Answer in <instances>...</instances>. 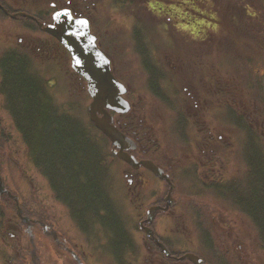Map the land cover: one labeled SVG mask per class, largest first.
<instances>
[{
    "label": "trees",
    "instance_id": "obj_1",
    "mask_svg": "<svg viewBox=\"0 0 264 264\" xmlns=\"http://www.w3.org/2000/svg\"><path fill=\"white\" fill-rule=\"evenodd\" d=\"M151 2L154 12H157L158 17H163L168 15L171 18H175L178 26L183 28H196L201 31L204 30L207 34L214 32L217 29V24H211L215 21H210L208 15L202 13L201 3H196L194 0H145V2ZM176 2L172 5V2ZM200 1V0H197ZM244 2V0H236L235 3ZM264 1V0H263ZM136 0H101L98 1L106 12L103 14V19L108 16V21L106 22L109 26L111 22H115L113 13H121L125 18H131L130 14L133 13L132 6ZM6 8H10L9 5L2 2ZM150 5V4H149ZM238 6V5H237ZM241 6V5H240ZM24 10L27 13L34 14L38 20L41 22H50V14L46 13L44 16H37L36 7L30 3ZM99 8V7H98ZM146 10V7H144ZM144 10H139L140 13ZM244 10L249 15V10ZM171 11L173 13H171ZM49 12V11H47ZM241 11L238 10L236 13ZM259 11H255L250 15V22L255 31L264 28V20L259 21L260 14ZM140 13L136 14L134 23L128 25L126 29V34L129 36L128 39L123 37L115 39L117 43L114 46H121V53L118 54L122 56L126 63L125 67L126 73H132L133 70L138 71L139 75L142 73L145 84L146 93L149 94L151 100H155L156 103H163L165 106H169L175 119L178 121L185 118V107L188 103L185 101L184 86L185 83L182 81V77L173 76L170 71L171 68L165 63L164 58L167 59L173 52L170 45L165 43H160L156 41H149L146 34H141V26L143 20L140 17ZM111 14V15H110ZM22 19V18H21ZM100 16L98 17V20ZM244 16L241 17L239 13L235 18L234 22L239 27L238 29L243 32H237V34L245 35L246 30H248V25H246L243 20ZM28 23H33L30 19H23ZM111 21V22H110ZM132 21V20H131ZM130 22V21H129ZM146 25V24H144ZM159 25V24H158ZM165 26V24L162 23ZM204 25L209 26L207 29ZM160 27H163L159 25ZM105 28V24L102 26ZM37 28V27H36ZM36 28L33 31H36ZM107 28V27H106ZM143 30V29H142ZM262 34V32H260ZM231 34L235 35L234 30H231ZM263 35V34H262ZM41 43L31 45V50L27 51H12L7 55L1 57L0 60V94L4 99V109H6L13 121V128L17 133L20 134L23 143L28 150V156L30 161L34 163L37 171L49 182L54 195L58 194L60 196V201L63 202L70 209L72 215L75 218L81 220L80 226L90 227L92 224L99 222L102 224L103 216H105L104 223L108 229L113 231L118 235V245L121 248L130 247V242L127 240L125 235L126 231L124 227L118 228L119 221L112 210V195H111V172L110 160L113 159V155L110 152L109 141L95 128L94 124L89 121L82 120L83 118L79 116L77 111L79 110V105L74 106L73 101L66 99L61 102L57 98V93L59 88L58 76L54 75L50 70L56 69L57 65L54 61L44 62V67L39 68L38 62L42 63L39 59V55L47 57V53H54L55 50L59 51V47L62 48L59 51L64 57V68L67 72H64L65 79H68L69 85L76 83V79L82 88L79 89L80 94L88 97L86 82L78 74L74 73L70 68V56L66 50L59 46L57 41L49 36ZM146 39V45L140 46L141 38ZM109 48H111V43L107 41ZM244 41H235L232 46V51L241 52V49L234 48L236 46L245 45ZM132 44V45H131ZM42 50L40 51V47ZM231 46V47H232ZM231 49V48H230ZM230 49H226L221 46L220 52L223 55L226 54ZM103 52L110 58L112 66L114 67L115 76L123 82L127 87H129V95H132L131 89H137L136 81L129 76L119 77L116 72L117 66H115L114 56L106 48L105 44L102 42ZM112 50V49H111ZM46 51V52H45ZM38 54L33 57L32 54ZM128 54V58L124 56ZM177 57V55H176ZM38 62H37V61ZM180 62V60H178ZM170 66L174 67L173 64ZM181 64V63H180ZM183 66V68H182ZM207 64L205 63V68ZM46 71L43 73L42 69ZM186 68L185 62L181 65V71ZM120 71V70H119ZM69 75V77H68ZM235 73L225 72L222 76H235ZM186 76V75H185ZM200 76V75H198ZM75 77V78H74ZM224 82V81H223ZM134 83L137 88L134 87ZM180 83V84H179ZM183 83V84H182ZM63 89V88H62ZM212 94V93H211ZM210 95V94H207ZM151 107V104H150ZM135 111V110H134ZM162 112L161 107L154 106L151 109V115L158 116ZM135 113V112H134ZM139 118L135 115L127 114L121 116V129L128 135L140 136V133L147 131L145 123L138 124ZM184 133V131H181ZM11 133H9L8 128L0 134V145L2 141V146L8 144L12 140ZM182 136V135H181ZM197 138V137H196ZM199 141V138L195 142ZM201 141V140H200ZM13 145V142H12ZM199 146V145H198ZM189 152H184L182 149H173L172 156L174 154L175 159H181L183 156L187 155ZM249 160L247 164V174L248 181L241 187L232 189L228 195L231 200H235V204L244 211L250 217L248 222L252 230L253 237H251L250 242L253 246H256L262 254H264V154L257 151L255 148H251L248 152ZM152 159V157H149ZM157 164L161 165V162L167 164L168 158H165L162 154L156 153L152 159ZM161 162H158L160 161ZM168 165L173 166V170L176 174L181 175L178 180L182 179L185 173V167H178L176 161L168 162ZM181 169V170H180ZM196 172H194L195 174ZM195 176H197L195 174ZM192 180V181H191ZM187 187L189 185H195L199 183L196 177L188 178L184 180ZM209 191L214 193V187H209ZM194 195L190 193V189H187L186 198L193 197ZM237 198V200H236ZM8 200V201H6ZM239 200V201H238ZM238 201V204H237ZM11 203L10 210L15 213V204L11 200L4 197L2 204ZM196 205V207H195ZM214 203L211 201L209 205H205L206 210L200 212L199 205L192 201L191 203H186L184 211L185 218L191 220V225L199 232L197 237L198 247L196 253L199 255H205V246L210 249V251H215L216 233L217 225H215V216H208V211L212 207V213L214 208ZM26 209L25 205H23ZM117 210V209H116ZM7 211L5 210V213ZM191 212V213H190ZM120 220L121 216L119 215ZM102 219V220H100ZM109 225H107V223ZM113 229H111V226ZM185 230L191 233V230L187 229L188 224L185 223ZM120 230V231H119ZM224 237V236H221ZM234 241L235 248H239V243L242 242L240 236ZM164 244L173 247L171 242L168 240H163ZM172 253L178 252L173 251ZM249 252V251H248ZM64 257L65 263L67 262V254ZM165 259H167L165 257ZM211 263L215 264L214 255H210L208 258ZM168 260V259H167ZM260 263L264 264V258L259 259ZM67 264V263H66ZM71 264V262H68ZM217 264H219L217 262ZM221 264H228L223 261ZM229 264H239L238 260H233V263ZM241 264V263H240Z\"/></svg>",
    "mask_w": 264,
    "mask_h": 264
},
{
    "label": "rangeland",
    "instance_id": "obj_2",
    "mask_svg": "<svg viewBox=\"0 0 264 264\" xmlns=\"http://www.w3.org/2000/svg\"><path fill=\"white\" fill-rule=\"evenodd\" d=\"M50 1L51 0H11L10 3L13 4L11 7L15 10H28L27 6L23 2L31 3L32 5L38 7L37 4H39V10L43 13H46L47 9L50 8ZM98 4L99 0H93ZM196 3H201L202 6V13H205L208 15V19L212 21H216L217 24H219V27L216 29V32L214 34L209 35L208 42H210V45H208L205 48V44L203 42L197 43L193 42V40L190 38V35H188V31H177V23L173 19H167L165 17H158V13H153L149 10H152L150 6H144V4H149L145 0H136L135 3H133V13L130 14L131 18H125L124 15L121 13H113V17L115 18V22H111V24L108 26V16H106L103 19V14L106 12V9L96 8V11L98 12V15H100L101 22H104L105 28L103 31V37L105 39L103 40L106 48L108 51L113 55L115 59V66L116 72L119 75L120 78L124 76H129L136 81V85L134 83V87L137 89H131L132 95H129L127 97L128 101L132 104L135 110V114L138 112L141 115H144L142 119H139L140 122L145 123L147 131L143 134L146 135V137H149V140L156 139L159 137L163 144L165 145V139L167 141V147H170L171 149H181L187 148L186 145L189 143V148H200L198 147L199 144H204L202 141L203 137L200 134L199 137L195 133V126H193V132L187 127V135L185 137L180 136L176 132V117L173 114L172 109L169 106H165L163 103L159 104L156 103L155 100H151V97L146 92V84L143 77V74L141 73L139 75V72L135 70L132 71V73H126L123 70H126L124 68L126 63L131 62H125L124 59H122V56H119L121 52V46L120 49L117 46H114L117 43V40L115 37H123L125 40L129 38V36L126 34V27L127 24L130 25L131 23H134V18L137 16L136 14H139V10H144V7H146V10L144 12L140 13V17L146 25L140 24L141 28V34L148 35V40L150 41H156L160 43H165L167 45H170L173 49L172 55H177V58L180 56H183L186 59L189 60V63H191L194 59H197L198 57L200 60V67L202 66V63H205L211 68V65H217V67H221L225 63H227V56H224L222 54H214V49L217 48L218 45H224V38L228 35L229 30L231 27H234V18L240 13L241 17L244 16L245 19L243 22L248 25V34H251L250 37L246 38V43H249L248 45L250 48L241 55V58L239 59H233L234 65L241 71V79L243 83L247 80L248 81V88L250 89L252 86V91L257 92V89L259 88V85L262 84L264 86V28L259 29L258 31H255L256 27H253L250 22V15L253 14L255 11H259L258 14H260V17L257 16L261 20H264V1L263 0H244L243 3L239 1L238 3H235L236 0H194ZM172 2V5L176 2ZM238 5V6H237ZM241 5V6H240ZM244 7H246V10H249V15L244 10ZM239 8V13H236V11ZM37 9V10H38ZM172 12V11H171ZM153 13V14H152ZM156 14V15H155ZM111 15V14H110ZM165 16V15H164ZM132 20V21H131ZM130 21V22H129ZM150 21V22H149ZM157 23L163 27L166 26V28L163 27H157L154 24ZM165 24L164 25H162ZM215 24L214 22L212 23ZM261 24V21H260ZM13 25L14 28V34L19 33V35H22V30L20 28H16L17 25H19V22H13L12 24L9 22L6 26L11 27ZM20 26V25H19ZM207 29L209 26L204 25ZM107 27V28H106ZM25 31V30H24ZM108 31V32H106ZM36 29L34 32V39H37L38 37H42ZM262 32V34L260 33ZM30 37V34H28ZM22 37V36H21ZM32 38V37H30ZM29 38V42H31ZM44 38V37H43ZM216 38V39H215ZM109 39V42L111 43V48L108 46V42L106 40ZM17 41H14L16 43ZM216 46H215V45ZM132 45V44H131ZM145 47L146 45V39L141 38L140 46ZM224 47H228L227 45H224ZM241 49H245L246 47L237 46ZM112 49V50H111ZM206 49V52H205ZM41 51H43L41 49ZM46 52V51H45ZM44 53V51H43ZM0 54H1V43H0ZM123 54V53H121ZM38 55V54H37ZM36 54H32L33 57L37 56ZM47 57L41 54L39 55V59L42 61V63L38 62L39 68L44 67V62H53L57 65L56 69H51L50 71L58 76L59 80V88L57 93V98L59 101L63 102L66 99H69V101H73L74 106L77 104L80 107H78L77 113L80 117H82V120L89 121V113H88V106L91 103V99L88 96L81 95L79 89L82 88V84L78 82V79H76V83L73 84V86L69 85L68 79H65L64 72H67L64 68V57L60 53H58L57 50H55L54 53H48L46 54ZM203 55V56H202ZM126 58L129 59L128 54H124ZM170 57L168 56L167 59L164 58L165 63L171 68L170 66ZM176 57V56H175ZM130 60V59H129ZM173 62V65H175L176 68L171 69L170 71L173 73V76L176 77H182L183 83L187 85L189 81L185 78V75L189 77L191 75L196 74L198 71L195 68L189 67L188 72L184 75V73L181 71V67L179 65V62L175 60V58L171 59ZM181 65L184 64V59H180ZM114 68V67H113ZM183 68V66H182ZM123 69V70H122ZM120 70V71H119ZM210 69H206V74L209 73ZM46 70L43 68L42 72L44 73ZM219 71V69H218ZM69 77V75H68ZM75 78V77H74ZM252 82V85L250 86V83ZM182 83V84H183ZM180 84V83H179ZM244 86V84H242ZM63 88V89H62ZM129 88V87H128ZM130 90V89H129ZM262 93V91H261ZM263 94V93H262ZM239 99V98H238ZM0 102H2V98L0 96ZM151 104V107H150ZM208 104V101H207ZM154 106L161 107L162 112L156 116L151 115V109ZM4 106V104H3ZM231 107H235L234 104H230ZM227 104L222 103V109L219 108V105L217 103L209 102L208 105H206L204 111L206 112V120L208 121L209 125H206V127H209L210 129H216L220 131V134L223 131V128L221 124L232 126L230 122H224L220 121L222 118V114L224 113L225 109H227ZM215 108V109H214ZM0 116L3 118V122L0 124V127H2V130H6L8 128L9 133H11L12 140L8 142V144H5V147L7 149L11 150L12 153V159L10 155H8V152L6 149H3V152L5 154V163H7L1 173V177L5 178L7 177V186L12 191L14 195H17L20 197L21 202L22 200H26L29 202L30 210L31 209H37L43 205V208L46 210V218L47 221H49L48 225L52 227L53 229H57L58 233L66 239L67 245L70 246V248H73L76 250L75 244H82L85 245L84 248L87 246V248H94L96 247V243L98 240V235L101 237L102 244L105 246V252L108 251L106 255H103L104 262H100V264H112L111 262L115 259V252H118V255L121 253V248L118 245V235L116 233L110 235V231L108 228H105L106 231L102 229H95V234L93 236H90V238L87 237L90 240V245L86 243L85 237L83 234L80 233V231L77 229L74 221L71 219L70 215L67 213V209L61 205L55 197H57L60 200V196L58 194L54 195V193L51 191L50 185L45 180V178L37 171L36 167L34 166V163L30 161L28 156V150L25 146V144L22 141V138L19 133L15 131L13 128V121L11 116L9 115L8 111L4 108H2V105L0 107ZM196 121V119H195ZM192 123V120L190 121ZM202 128L204 129V126H200V130L202 131ZM1 130V129H0ZM216 132V131H215ZM217 133V132H216ZM196 137L199 138V141L194 142V139ZM244 135L238 133L237 137H234L232 140L228 137H226V140L216 142L212 141L211 143L207 144L206 147L208 149L211 148H218L222 147L223 152H226L228 150L229 152V160L231 163L234 162V156L231 154L232 148H237L235 151V154L237 155V167L235 168L234 172H232V166L231 164L228 165V170L232 172L230 175L233 174L234 179H238L240 176H243L244 173L246 174V168L244 165V160L242 156V152L240 149L244 148ZM207 139V135H206ZM240 139V143L238 142ZM201 140V141H200ZM12 149H11V144ZM226 143V144H225ZM227 149V150H225ZM202 152V150H200ZM213 153V151H210ZM208 154V153H206ZM10 156V157H9ZM208 157V156H207ZM184 156L181 159H176V162H178V165H184L183 162ZM7 161V162H6ZM111 162V195L113 199L115 200L114 203L112 199V210L115 211V214L118 218L119 225L118 228L124 227L122 224L119 213L116 210V207H119L120 213H123V219L127 222V226H129L130 234H131V241L135 244L134 250L138 252V259L140 260L139 264H142V261L149 258V254L146 252L144 245L150 244V240L146 238V235L143 230L139 229V223L143 218H146V213L150 207L156 204V201H158L160 198L164 197V195L167 194L168 188L166 187L164 182L159 181L157 178H155L152 174L148 173L144 169L138 171L141 175V179L145 180V183L141 182H134L136 180L135 171H132L128 166H126L123 163L118 162V160ZM210 175L215 174L214 170H209L208 172ZM127 175V176H126ZM140 178V177H139ZM176 179L177 187L173 191V196L178 201V207L175 209H172L174 212L173 214H166V213H158L155 216V221L153 223L154 230L157 232V234L164 236L165 238H169L170 241L173 243L174 246L180 247L179 251L183 250L184 248L188 247V244H191V242H188L190 239H194L193 242H197V236L199 235V232L196 229L194 230V227L191 225V220L189 223V219H186L185 216V205L186 203H189L188 198L185 196L187 195V185L184 181L186 177H182V179L178 180ZM133 180V181H132ZM134 182V183H133ZM200 186H203V183H200ZM196 185V184H195ZM196 188V187H195ZM202 191V190H200ZM194 196H199L200 200H198L196 203L199 206L204 205L207 201L204 199L203 195L200 193H193ZM208 197V195H205V197ZM223 201L220 202L216 201V204L222 208L223 212V218L221 219V222L219 220V227L218 232L220 233V227L224 230V235L230 236V235H236V234H244V236L249 237V232H251L250 223L246 218L241 217L239 208L235 205L233 206L231 203H229L228 200L222 199ZM214 202V201H213ZM196 207V205H195ZM174 208V207H173ZM217 213H218V208ZM231 212V213H230ZM191 213V212H190ZM103 220H105V216H103ZM37 219V218H36ZM102 220V219H100ZM107 223V221H106ZM181 223L179 226L178 224ZM185 223L188 224L187 229L191 230L192 232L189 233L187 230L184 231V227L182 225H185ZM107 225H109L107 223ZM23 233H19L18 240L21 244H24L25 249L27 248V245H29V236L25 233V227L23 226ZM111 229H113V226H111ZM114 230V229H113ZM100 231V233H99ZM34 234V241L36 245V251L38 254V257H40L39 264H66L60 256L58 255L59 251L56 247V244L54 243V240L44 235L43 231L38 227L35 226L33 229ZM94 234V233H93ZM15 239V238H14ZM168 240V239H167ZM14 243H17L16 239L14 240ZM249 245V244H247ZM99 245L97 244V247ZM148 246V245H147ZM190 246V245H189ZM192 246V245H191ZM24 249V251H25ZM133 249V248H131ZM130 249V250H131ZM246 249V246L244 247ZM3 250V249H2ZM1 250V251H2ZM31 250V248H30ZM77 252V251H76ZM183 252V251H182ZM31 253V252H30ZM136 254V252H135ZM256 257L263 258V254H257L255 253ZM26 257V263L25 264H33L32 262V255L25 256ZM119 257V256H117ZM39 259V258H38ZM72 257L67 256V263L72 261V264H75L73 262ZM151 259V258H150ZM63 261V262H62ZM108 261V262H107ZM3 264V263H0ZM128 264V263H125ZM136 264V263H133Z\"/></svg>",
    "mask_w": 264,
    "mask_h": 264
},
{
    "label": "flooded vegetation",
    "instance_id": "obj_3",
    "mask_svg": "<svg viewBox=\"0 0 264 264\" xmlns=\"http://www.w3.org/2000/svg\"><path fill=\"white\" fill-rule=\"evenodd\" d=\"M10 1L11 0H0V16L6 17V18L8 17V19H6V20L0 19V43H1L2 47L4 46L6 49L10 48L9 50H12L14 47V40L17 38L18 44L16 46L17 47L21 46L22 48H25L29 44V38L27 37V35L24 34V35H22V37L21 36L16 37L15 34L13 33V25L9 28H8V26H6L9 22L11 24L13 22L10 19V16L7 14V12H8L7 8L4 7L2 2L7 4V5H12L10 3ZM55 1L58 2L59 6H60L59 9H62L61 6L63 5V3L66 4V6H68L67 5L68 1L71 2V0H55ZM74 1H75V3H74ZM74 1L72 4H73V8H74L75 13L89 15L90 18L92 19L91 24L93 25L92 27H94V29H95L93 32H94L95 36L97 37V40L99 42L103 41L105 39V37L102 36L104 28L100 27L99 23L97 22L96 16L94 14H92L93 10H91L88 5L83 6V7H79V4L81 3L80 0H74ZM53 6H54V4H53ZM152 10H151V12H152ZM9 19H10V21H9ZM94 24H95V26H94ZM95 27H97L98 30ZM186 30L188 32L192 31L190 33V38L193 41L200 43L201 41L206 40L205 36L203 35V33L205 32V28L203 31H201L199 29L196 30V29L191 28V27L186 28ZM106 32H108V31H106ZM207 43L210 44L206 40V44ZM1 56H2V53L0 54V57ZM213 79H214V84L209 85V84H207L208 82L207 83L205 82L204 78H200L201 85L197 87L195 84V81H196L195 78H193V79L187 78L190 85L187 86L186 90H189L188 95L190 96V99L199 96V102H195L193 107H190V106L188 107V114L190 115V117H193V119L196 118V120H198L199 123H203V124L206 123V125H207L208 121L205 118V111H204L205 105H207V98H206L205 92H207L210 95L212 93V95L210 96L209 99L212 100V103H217V105H219L218 102L220 101V95H221V92L223 89L222 84H221L220 75L216 71H214V73H213ZM0 83H1V75H0ZM231 87L233 89L228 90L227 94H225V95L228 96V98L231 101V104L234 103L235 107L231 111V114H229L228 116H226V115L222 116V118H221V119L226 120L232 124V126H230L229 128L225 127V129H227L228 133H229V135H225V137H228V136L237 137L238 133H240L242 135L247 136L250 139L256 133V136L258 137V139L264 140V105L262 106V105L258 104L257 102H254L249 91H245V93H243V92L238 93V89L243 90L242 87H240L238 85H234L233 83H231ZM0 90H1V88H0ZM1 105H2V102H0V107H1ZM198 108H200V110H201L200 112L196 111V109H198ZM219 108H220V105H219ZM200 114H201V116H199ZM221 119H220V121H221ZM2 120H3V118L0 116V124L3 122ZM206 125L204 126V129L202 128V131H203L202 137L205 140L204 146H203V148H199L198 150L196 148H192L189 150V153L185 156L186 165L188 166L189 171L196 172V174H198V176L202 171L204 179H208V176H209L208 172L210 169L215 171L214 176L216 178L223 177L226 179L230 176V174L232 172H234L235 168L237 167V163H238L237 157H234V162L231 163L229 160V152L227 149H225L227 151L223 153L222 147L211 148V149H208V147H206V145L211 143L212 141L214 142V144H216V142L223 139V137H221L220 131L213 129V128L210 129L209 127H206ZM0 129L2 130V127H0ZM0 134H2V132H0ZM206 135H207V139H206ZM134 139L136 140V143H137V148L134 151L135 155H137V156L139 155L140 157H144V156H148L151 153L149 156H151L153 159V157L156 153H160L165 158H168V160H167V164L165 162H161V160H160L158 162H161V165H159V164L158 165L160 167H162L163 169H165L166 172H169L168 170H171L173 168L172 165H168L169 161H171V162L175 161L174 154L172 156V150L173 149H171L170 147H166V148L162 147L163 142L160 140V138L157 137L154 140V144L147 143L146 138H142L144 142L141 141L140 137L134 136ZM155 146H157V147H155ZM251 148H253V147L251 146L249 148H242L243 150H245V153L243 154L244 155L243 160L245 161L246 170H247L246 162L249 160L248 159L249 158L248 152ZM3 149H4L3 146L0 145V172L1 173H2L5 165L7 164V163H5V160L2 159V158L5 159V154L3 152ZM236 149L237 148H232L231 154L233 156H237L235 154ZM200 150H202V152ZM210 151H213V153H211ZM7 152H8V155H10V156L12 155L11 152L10 153H9V151H7ZM206 153H208V154H206ZM140 159H142V158H140ZM229 164H231V166H232V172H230L228 170ZM135 181L145 183V180L141 179V175L139 172H137V174H136V180ZM4 182H5V186H6V192L4 194H2V196L0 197V263H3V264H25L26 263V261H25L26 257L25 256H28L29 250H28V246L25 249L24 244H21L20 241L18 240L19 233H21L23 231L20 228L21 226L19 225L20 219L17 218L15 216V214H13V212L10 210V207H8L11 204L10 202H9V204H2L3 196H6L7 199H9V200L12 199L9 196V194L7 193V190L11 191L7 186V177L4 178ZM237 182L238 181H236V183ZM240 182H242V183L246 182L245 173L243 175V178L240 180ZM217 187L219 188L220 195H223V194H221L222 191H221V181L220 180L218 181ZM220 195H216V197H217L218 201L222 202L223 200L221 199ZM236 200H237V198H236ZM6 201H8V200H6ZM238 201H237V204H238ZM58 202L61 205H63V207H66L62 202H60V201H58ZM232 202L235 203V200H233ZM26 207H28L27 204H26ZM39 208H40V210L38 212L41 214L40 216L42 217L45 215L46 210L43 208V205H41V207H39ZM5 210L7 211L6 213H5ZM34 212H35V210H32V214H34ZM163 213L173 214L174 212L171 210H168V211L163 212ZM67 214L70 215V217L74 221L75 225H77L81 222V220H78L79 218L76 217V219H75L74 217H72L69 212ZM240 215L243 218H248V215L246 213H244V211H240ZM223 216L224 215L222 212V208L219 207L216 219L220 220V222H221V219L223 218ZM32 218L35 222L39 221L34 216ZM47 223H49V221H46V224ZM35 226L41 227V225H39V224H34L33 228ZM49 229L51 230V227H49ZM42 230L44 232L43 228H42ZM55 231H56V234L58 236V241H59V243H57V247L59 249L67 251V248L69 249V247L67 246L66 239H64V237L58 233L57 229ZM222 233H224V231ZM230 237H232V235H230ZM14 238L16 239L17 243H14V240H15ZM217 239H218V241L221 240L220 234L217 235ZM230 240L233 241L232 238H230ZM165 246L168 248L167 245H165ZM144 247H145L146 252L149 254V258L145 259L143 264H192L191 262H189L187 260H180V257L182 255H180L178 253H172V251H170V250H169L170 256H167L159 248V246H157V244L156 245L155 244H152V245L145 244ZM121 248H125V247L122 246ZM24 249H25V251H24ZM125 250L122 249L121 251H125ZM248 251L249 250L244 249L243 247H239L237 249V248H235V246L233 244H220L219 243L216 246V261L222 262L224 260V258H223V255H224L225 259L228 261H232L234 258L236 259V257H237L241 264H253V261L251 259L253 252H252V250H250L249 252ZM127 253H128V256L130 259L136 260L138 255H137V253L135 254L134 249L129 250ZM83 255L85 257H87L86 254H83ZM91 255H93V254H91ZM91 255L89 257H87L84 260V262L87 261L89 264H92V261L94 262V260L91 261ZM165 256L171 257V260L165 259ZM38 258H39L38 260L40 261V257H38ZM102 258H104V257H102ZM218 258H219V260H218ZM14 259H16V261ZM19 259L21 260V262H19ZM122 262L124 264L125 263L132 264V262L126 260V252H124ZM205 264H206V262H205Z\"/></svg>",
    "mask_w": 264,
    "mask_h": 264
},
{
    "label": "water",
    "instance_id": "obj_4",
    "mask_svg": "<svg viewBox=\"0 0 264 264\" xmlns=\"http://www.w3.org/2000/svg\"><path fill=\"white\" fill-rule=\"evenodd\" d=\"M53 18L54 23L45 26L43 30L56 38L69 51L72 57V68L87 81L88 92L93 99L88 109L91 121L111 140L115 148L114 153L120 159L135 169L144 166L159 178L170 182L169 176L165 175L163 170L156 167L151 161L138 162L127 153L128 150L135 149L136 145L117 128L114 124V117L110 113V111H114L124 114L130 110V104L123 98L127 89L115 78L109 59L97 47L96 38L90 32L88 20L75 18L68 9L56 12ZM171 189H173V185ZM5 191V186L0 178V195ZM9 195L18 203L17 196H13L11 193ZM167 201L164 211L175 204V201L171 199V193ZM161 209V207L150 208L147 221L152 223L155 213ZM18 215L27 224V231L30 233L31 220L23 216V210L20 208ZM145 231L147 236L154 237L152 229L146 227ZM155 241L159 242L157 239ZM31 242L33 243V237ZM161 246L163 247V245ZM163 249L165 250L164 247ZM182 259H189L194 264H203V261L193 254H187Z\"/></svg>",
    "mask_w": 264,
    "mask_h": 264
},
{
    "label": "bare ground",
    "instance_id": "obj_5",
    "mask_svg": "<svg viewBox=\"0 0 264 264\" xmlns=\"http://www.w3.org/2000/svg\"><path fill=\"white\" fill-rule=\"evenodd\" d=\"M111 226V225H110ZM120 231V230H119Z\"/></svg>",
    "mask_w": 264,
    "mask_h": 264
}]
</instances>
